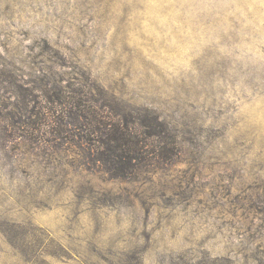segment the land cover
I'll list each match as a JSON object with an SVG mask.
<instances>
[{"label": "rangeland", "instance_id": "obj_1", "mask_svg": "<svg viewBox=\"0 0 264 264\" xmlns=\"http://www.w3.org/2000/svg\"><path fill=\"white\" fill-rule=\"evenodd\" d=\"M84 95L169 155L98 170ZM0 264H264V0H0Z\"/></svg>", "mask_w": 264, "mask_h": 264}, {"label": "trees", "instance_id": "obj_2", "mask_svg": "<svg viewBox=\"0 0 264 264\" xmlns=\"http://www.w3.org/2000/svg\"><path fill=\"white\" fill-rule=\"evenodd\" d=\"M54 101L65 107L55 120L62 126L61 131H66L63 129L66 125L65 118L61 120L64 113L73 120L76 128L84 132L79 143L88 162L111 178H127L141 166L165 160L169 155L170 150H161L159 147L157 137H164L168 129L158 119L153 124L145 118H139L141 128L137 129L133 126L135 121L133 123L128 117L130 115L115 112L113 106L107 103L105 107L108 112L103 115L93 105L94 100L85 95L71 102L66 96H60Z\"/></svg>", "mask_w": 264, "mask_h": 264}]
</instances>
